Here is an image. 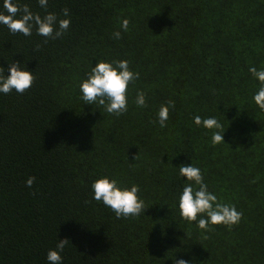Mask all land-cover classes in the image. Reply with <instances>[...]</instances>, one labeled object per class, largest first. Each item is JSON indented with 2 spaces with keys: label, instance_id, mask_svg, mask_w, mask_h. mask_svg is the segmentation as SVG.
Masks as SVG:
<instances>
[{
  "label": "trees",
  "instance_id": "obj_1",
  "mask_svg": "<svg viewBox=\"0 0 264 264\" xmlns=\"http://www.w3.org/2000/svg\"><path fill=\"white\" fill-rule=\"evenodd\" d=\"M13 2L70 26L52 39L36 26L24 36L0 23L4 76L19 62L35 77L23 94L0 93V264H49L62 239L70 242L61 264H264V110L249 72L264 70V0ZM120 60L139 78L116 116L86 104L80 84L97 62ZM138 92L146 107L135 103ZM170 100L162 128L158 113ZM195 116L215 118L223 142L214 145L217 130ZM182 164L199 168L208 191L242 213L238 224L204 231L206 217H181L190 183ZM102 177L139 186L144 213L117 218L94 200L91 185Z\"/></svg>",
  "mask_w": 264,
  "mask_h": 264
},
{
  "label": "clouds",
  "instance_id": "obj_2",
  "mask_svg": "<svg viewBox=\"0 0 264 264\" xmlns=\"http://www.w3.org/2000/svg\"><path fill=\"white\" fill-rule=\"evenodd\" d=\"M48 0H38L42 8L47 7ZM3 7L7 10V15L0 14V23L6 25L13 34L19 32L24 36L32 34L33 26L37 28V34L46 38H59L70 26L69 19H59L55 13H47L43 17L30 11L27 4L19 5L13 0H3ZM63 15L68 16L69 10L62 9ZM20 13L19 18L17 14ZM129 21L124 19L121 28L128 30ZM116 39L121 38L119 31L113 33ZM39 47V46H37ZM9 75L4 76V68L0 67V93L8 94L15 90L23 94L28 90L35 77L32 72L21 68L19 62H12L8 68ZM249 72L260 82L258 92L253 96L255 104L264 110V70H257L255 67L249 68ZM139 78L138 73L129 70L127 60L105 62L99 61L95 67L91 68L87 79L80 84L82 99L86 104L97 103L103 106L109 114L120 116L127 111V89L128 85ZM135 103L139 107H146L145 94L137 93ZM169 108H174V102L168 101L167 105H162L158 117L160 127L166 126ZM197 126L202 125L206 129H216L212 134V143L223 142V126L215 118L201 119L200 116L194 117ZM138 158L137 154L134 159ZM180 176L186 177L190 183L183 187L179 197L180 215L188 222L197 221L198 227L204 231H211L210 225L223 224L229 228L240 222L242 213L238 212L233 205L221 203L217 196L208 191V186L203 182V175L199 168L189 165L179 166ZM35 177L26 180V186L31 187ZM93 199L102 201L109 207L117 218H127L139 216L145 211L144 201L139 198V186L132 185L131 188H121L116 179L102 177L94 181L91 185ZM207 239V236L203 237ZM70 241L68 239L59 240L56 250H49L47 260L49 264H61L62 252ZM175 264H190V261L175 259Z\"/></svg>",
  "mask_w": 264,
  "mask_h": 264
}]
</instances>
